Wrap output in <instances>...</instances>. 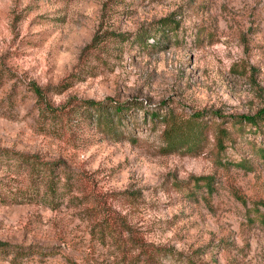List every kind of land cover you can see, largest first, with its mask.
I'll return each mask as SVG.
<instances>
[{"label": "rangeland", "instance_id": "374dc122", "mask_svg": "<svg viewBox=\"0 0 264 264\" xmlns=\"http://www.w3.org/2000/svg\"><path fill=\"white\" fill-rule=\"evenodd\" d=\"M262 108L264 0H0V264H264Z\"/></svg>", "mask_w": 264, "mask_h": 264}, {"label": "trees", "instance_id": "16d2710c", "mask_svg": "<svg viewBox=\"0 0 264 264\" xmlns=\"http://www.w3.org/2000/svg\"><path fill=\"white\" fill-rule=\"evenodd\" d=\"M168 24L167 19L163 18L158 21L159 27H165ZM32 91L38 98H42L41 96V90L38 87H31ZM42 101V100H41ZM43 106L41 107V111H47L49 113L54 112V108L50 107L48 104H46L44 101L42 102ZM84 107L85 109H90L91 111L98 112V115L102 114H107V113H112V115H120L121 113L125 112L129 106L125 105L124 103H115V104H105L102 102H92V101H85L84 102ZM146 112V111H145ZM153 117H158L157 113L155 114H150ZM233 123H239L241 124L246 123L249 125L254 126L255 128L257 127V123L261 120L264 119V108L256 112L254 115H245V114H240L238 116H234V118H231ZM166 134L169 135L170 129L165 131ZM184 140V139H182ZM217 144L219 148L221 149L223 147V144L221 142V138H217ZM15 159L16 161L18 160L20 163H24L25 166L27 167V172H28V178L29 181L35 180V177L38 178V180L43 179L44 181V192L47 194V197H49L50 202L47 203H53L54 201V194L56 192V184L58 183L59 179L58 177L54 181V171L57 168L56 166L61 165V162L58 161H44V162H38L37 158L33 155H28L24 153H19L15 154ZM13 157V158H14ZM17 161V162H18ZM18 162V163H19ZM205 180V183L207 186H210V182L208 183L207 181V176H200L196 177L195 180ZM33 184V183H32ZM50 205V204H48ZM142 247L140 249V254L143 256V259L145 260V264H147V261L149 262L152 261L154 263L160 264L161 260L166 257V249L160 246H152L150 245V248L146 247V244L141 243ZM11 247L10 245L0 242V251L5 250ZM13 251V250H11ZM14 257L17 255H21L22 252H20L18 249L14 250ZM23 251V250H22ZM183 264H189L188 261L183 260ZM193 264V263H192Z\"/></svg>", "mask_w": 264, "mask_h": 264}]
</instances>
